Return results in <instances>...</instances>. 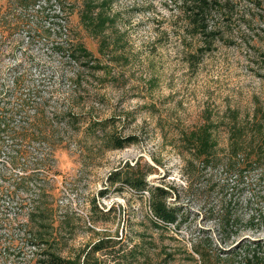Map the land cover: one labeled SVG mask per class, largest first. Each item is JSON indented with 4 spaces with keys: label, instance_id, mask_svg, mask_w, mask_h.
Returning a JSON list of instances; mask_svg holds the SVG:
<instances>
[{
    "label": "rangeland",
    "instance_id": "rangeland-1",
    "mask_svg": "<svg viewBox=\"0 0 264 264\" xmlns=\"http://www.w3.org/2000/svg\"><path fill=\"white\" fill-rule=\"evenodd\" d=\"M88 1L41 19L0 9V264L42 250L79 264H253L264 164L238 170L232 146L264 122V0H232L211 44L181 28L173 0ZM34 110L65 142L49 172L26 156L36 143L4 131ZM112 136L134 140L114 148ZM141 183L167 192L175 223L153 216Z\"/></svg>",
    "mask_w": 264,
    "mask_h": 264
},
{
    "label": "trees",
    "instance_id": "trees-1",
    "mask_svg": "<svg viewBox=\"0 0 264 264\" xmlns=\"http://www.w3.org/2000/svg\"><path fill=\"white\" fill-rule=\"evenodd\" d=\"M67 0H0V9L1 8H14L18 10L27 11L29 15L34 18H42L48 10L55 11L52 7L54 5L61 6V10L69 9L67 7ZM232 0H173V3L176 5L177 9V18L179 17L183 30H187L186 33L191 36H196L199 39L203 40L205 43L211 44L215 39L220 35L219 26L217 23H222L224 25L225 20H230L229 15H231L234 10V6L232 5ZM89 6H95L93 4V0H90L86 3L87 10ZM52 21L58 17L68 18L67 14L65 16H59L58 14L47 13ZM86 16V15H85ZM100 22L104 19L102 18V14H98ZM1 24L4 26L5 22L2 20ZM60 25V24H57ZM97 25V24H96ZM4 31V30H3ZM80 51L84 55H87V50L82 46L79 47ZM73 52L76 51V47L73 48ZM74 56V54H72ZM67 124H71V120H75V116L68 115ZM21 122L24 123L23 126H20V130L16 129H8L4 131H9L12 135H19L22 141H26L27 144L32 142L36 143V147H31L33 149L34 154L32 156L31 153H27L26 156L34 159L35 162H31L33 164V168H43V171H51L52 164L50 163L51 159H54V152L58 148L65 147V142L63 140H54L50 136V128L47 126L50 124L49 120H45L44 117L38 115L37 110H34L32 115H26L21 119ZM49 128V129H48ZM31 132H28L30 131ZM202 140L200 142V147L202 149V153L205 154V159H210L214 156L212 152L208 151V147L213 146L212 142H209V133L203 127L202 130ZM258 137L253 138L247 142L240 141L232 146L235 149L234 154L239 158L237 162V169L241 171H247L251 168L261 167L264 164V122L261 123L258 130ZM134 140V136L127 137H116L112 136L110 141L112 143V147L121 148L129 143H132ZM233 152V151H232ZM19 153V152H17ZM20 155L17 159L12 161L15 166H19L21 169L27 170V168L23 167L22 162L19 160L22 158L23 163L28 161L25 159L24 153H19ZM17 155L12 156L16 157ZM49 162H48V161ZM32 161V160H30ZM47 161V162H46ZM243 165V166H241ZM31 166H29L30 168ZM264 171V170H263ZM129 182V180H126ZM132 183V182H129ZM135 186V184H134ZM138 190H148L150 192V209L154 217L165 224H172L177 221V209L173 206H169L165 204L163 198L166 196L167 192L161 187H154L150 189L145 184H138L135 186ZM35 217H40V214H35ZM30 217V214L28 215ZM39 238H41L40 234ZM26 241H30L34 243V239L31 233H28ZM103 243L100 242L94 245L91 249V253H95L96 251L103 248ZM31 264H79L74 259L64 258L57 255L55 252L51 250H42L41 252H37L34 255L33 262ZM253 264H264V256H257L256 261Z\"/></svg>",
    "mask_w": 264,
    "mask_h": 264
}]
</instances>
